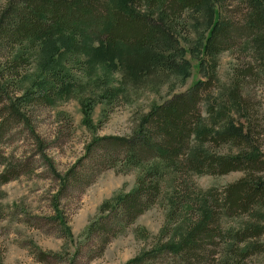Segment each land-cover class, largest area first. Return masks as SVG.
Listing matches in <instances>:
<instances>
[{
  "label": "trees",
  "instance_id": "trees-1",
  "mask_svg": "<svg viewBox=\"0 0 264 264\" xmlns=\"http://www.w3.org/2000/svg\"><path fill=\"white\" fill-rule=\"evenodd\" d=\"M243 1L245 24L238 27L235 19L222 16L225 0H4L0 7V144L17 125L31 132L26 110L32 104L50 107L74 92L69 62L86 63L91 69L100 63L113 71L124 68L128 80L151 70L187 76L190 64L178 42V27L186 12L202 17L206 24L199 49L193 53L200 70L208 63L214 71L218 55L245 39L263 48L258 54L264 73V0ZM33 60L34 82L24 88V74ZM246 76L250 73H240ZM238 78L217 101L205 99L206 117L200 113V103L210 80L153 106L131 138L93 140L87 160L94 167H81L80 173L73 169L61 178L64 187L89 182L100 169L138 170L135 189L104 203L101 217L86 231V241L97 246L98 256L156 204L167 178L175 186L173 208L178 212L186 203L184 196H176L185 177L236 172L243 177L220 193H192L194 201L188 205L195 206L197 218L180 236L126 264H243L264 252V154L253 145L249 119L245 125L235 124L234 112L243 110ZM221 146L231 151L214 150ZM0 166H5L0 185L28 172L1 154ZM191 211L190 207L186 213ZM246 215L255 217L238 229L223 230L219 224L220 219Z\"/></svg>",
  "mask_w": 264,
  "mask_h": 264
},
{
  "label": "rangeland",
  "instance_id": "rangeland-1",
  "mask_svg": "<svg viewBox=\"0 0 264 264\" xmlns=\"http://www.w3.org/2000/svg\"><path fill=\"white\" fill-rule=\"evenodd\" d=\"M3 4L4 0H0V7ZM246 7L243 0H225L222 16L227 21L235 19L241 27ZM181 23L178 42L190 64L187 76L151 70L128 80L123 76L124 68L113 71L100 63L91 69L86 63L80 62L79 66L69 62L74 92L56 99L50 107L32 104L26 110L31 132L17 125L2 140L0 154L28 172L0 185V264H126L180 236L185 227L194 224L197 211L188 205L194 201L192 193H220L242 178V173L185 177L176 196H184L186 203L182 202L178 212L173 208L175 186L167 178L156 204L111 240L99 256L97 246L87 243L86 231L101 217L104 203L114 202L135 189L138 170L100 169L89 182L82 180L64 187L61 178L73 169L80 173L81 167H94V162L87 160L93 140L131 138L153 106L186 92L197 82L210 80L200 103V113L206 117L205 99L217 101L231 89L235 76L239 77L243 110L234 112V121L245 125L249 119L253 145L264 154V73L258 54L263 48L252 45L251 40L237 41L218 55L214 71L208 63L200 70L193 53L199 49L206 24L202 17L188 12ZM36 68L33 60L24 74V88L33 84ZM242 71L250 76L240 77ZM86 111L88 122L84 120L88 117ZM214 150L223 154L231 151L222 146ZM3 169L5 166H0V173ZM184 207L192 211L187 214ZM254 217L224 218L219 224L223 230L238 229ZM243 264H264V252L248 257Z\"/></svg>",
  "mask_w": 264,
  "mask_h": 264
}]
</instances>
